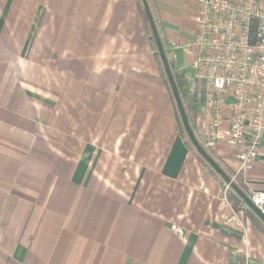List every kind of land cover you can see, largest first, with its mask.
<instances>
[{"label": "crops", "instance_id": "1", "mask_svg": "<svg viewBox=\"0 0 264 264\" xmlns=\"http://www.w3.org/2000/svg\"><path fill=\"white\" fill-rule=\"evenodd\" d=\"M153 2L176 62L197 0ZM238 176L264 192V155ZM226 193L179 134L136 0H0V264H264Z\"/></svg>", "mask_w": 264, "mask_h": 264}, {"label": "built area", "instance_id": "2", "mask_svg": "<svg viewBox=\"0 0 264 264\" xmlns=\"http://www.w3.org/2000/svg\"><path fill=\"white\" fill-rule=\"evenodd\" d=\"M192 20V39L180 46L195 51L189 69L200 85L201 143L232 149L235 175L244 174L264 155V0H197ZM247 196L264 213V192Z\"/></svg>", "mask_w": 264, "mask_h": 264}, {"label": "trees", "instance_id": "3", "mask_svg": "<svg viewBox=\"0 0 264 264\" xmlns=\"http://www.w3.org/2000/svg\"><path fill=\"white\" fill-rule=\"evenodd\" d=\"M138 3V7H139V11L140 14L142 16V19L144 21V25H145V29H146V33L148 36V39L152 45V50L154 52V56L155 59L157 61V64L159 66L160 69V76L161 79L164 83V85L166 86L169 96H170V100L172 101L174 107H175V111H176V119H177V124H178V129H179V134L183 139V142L185 144V146L188 148V150H190L196 157L197 159L202 163V165H204L212 174H214L216 177H218L224 187H226L227 185L225 184V182L214 172V170L203 160V158L196 152L195 148L193 147V145L191 144V142L189 141L186 132L182 126L179 114H178V110L176 108V104L175 101L172 97L171 94V89L169 87L165 72L163 70V66L161 63V60L159 58V54L157 52L153 37H152V33H151V29L149 26V23L147 21V17L145 15L143 6L141 4L140 0H136ZM148 5L150 7L154 22L156 24V27L158 29V33L162 42V45L165 49V53L167 55L168 58V63H169V67L172 71L173 74V78L175 81V84L177 86L179 95H180V99L188 120V123L194 133V136L196 137V139L198 140L199 144L202 146V148L206 151V153L220 166V168L226 173V175L231 178L233 180V182L236 184V186L246 195H248L246 188L244 187V185L241 182V178L238 175H235L233 171H231L229 168L226 167L225 164H223L219 159H217L215 157V155L206 150L200 140L199 137V127L197 125V114L199 112V110L201 109V93L199 91L200 85L198 84V82L193 78L192 74L190 73L189 76H186L182 71H177V68L175 66V62L168 57V53L166 51V43L165 41H163V39L161 38V28H160V21L158 19L157 16V10H156V6L155 3L153 2V0H147ZM227 199L229 201V203L231 204L232 208L236 211L239 210H243L244 212L247 213L248 217L250 218V220L253 222L254 226L264 234V224L256 217V215L242 202V200L239 198V196L230 188L228 187L227 189Z\"/></svg>", "mask_w": 264, "mask_h": 264}, {"label": "water", "instance_id": "4", "mask_svg": "<svg viewBox=\"0 0 264 264\" xmlns=\"http://www.w3.org/2000/svg\"><path fill=\"white\" fill-rule=\"evenodd\" d=\"M141 4L143 6L145 15L147 17V21L149 23L152 37L157 49V52L159 54V58L161 60L163 70L165 72L169 87L171 89L172 97L175 101L176 108L178 110V114L182 123V126L186 132V135L195 148L196 152L203 158V160L214 170V172L225 182V184L230 187L242 200V202L256 215V217L264 224V213H262L257 207H255L248 196L243 193L233 182L231 178H229L226 173L220 168V166L206 153V151L202 148V146L199 144L198 140L194 136V133L188 123L180 95L177 89V86L175 84L172 71L169 67L168 58L165 53V49L162 45L158 29L156 27V24L154 22L150 7L148 5L147 0H140Z\"/></svg>", "mask_w": 264, "mask_h": 264}, {"label": "rangeland", "instance_id": "5", "mask_svg": "<svg viewBox=\"0 0 264 264\" xmlns=\"http://www.w3.org/2000/svg\"><path fill=\"white\" fill-rule=\"evenodd\" d=\"M194 54H195L194 49H184V50H178L176 52H171L170 56L174 57V60L176 59V62L174 61L176 68L182 71L186 76H189L190 71L188 65L190 64L189 61L191 60V56ZM203 121L204 118L203 116H201V112H200L199 114H197V125L199 128H202Z\"/></svg>", "mask_w": 264, "mask_h": 264}]
</instances>
